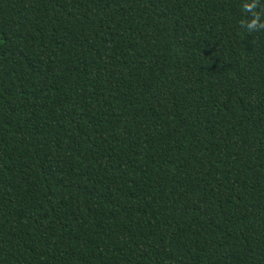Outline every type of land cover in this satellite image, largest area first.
Listing matches in <instances>:
<instances>
[{
    "label": "trees",
    "instance_id": "obj_1",
    "mask_svg": "<svg viewBox=\"0 0 264 264\" xmlns=\"http://www.w3.org/2000/svg\"><path fill=\"white\" fill-rule=\"evenodd\" d=\"M254 18L264 0H0V264H264Z\"/></svg>",
    "mask_w": 264,
    "mask_h": 264
},
{
    "label": "clouds",
    "instance_id": "obj_2",
    "mask_svg": "<svg viewBox=\"0 0 264 264\" xmlns=\"http://www.w3.org/2000/svg\"><path fill=\"white\" fill-rule=\"evenodd\" d=\"M255 7L254 3L253 4H245L244 5V8L245 10H250L251 8ZM264 27V24H258V18H254L252 19L247 25L246 27L249 29V30H252V29H255L257 27Z\"/></svg>",
    "mask_w": 264,
    "mask_h": 264
}]
</instances>
